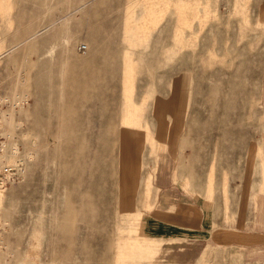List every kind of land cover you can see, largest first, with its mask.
I'll list each match as a JSON object with an SVG mask.
<instances>
[{"label":"rangeland","instance_id":"rangeland-1","mask_svg":"<svg viewBox=\"0 0 264 264\" xmlns=\"http://www.w3.org/2000/svg\"><path fill=\"white\" fill-rule=\"evenodd\" d=\"M3 97L24 168L0 264H167L145 225L162 163L172 200L264 234V0H0ZM243 243L195 264H264V236Z\"/></svg>","mask_w":264,"mask_h":264},{"label":"crops","instance_id":"crops-1","mask_svg":"<svg viewBox=\"0 0 264 264\" xmlns=\"http://www.w3.org/2000/svg\"><path fill=\"white\" fill-rule=\"evenodd\" d=\"M173 123L171 121L170 124ZM157 171L154 184L159 191L157 199L159 206L150 213L145 225L151 228L153 238L163 240L160 248L164 253L162 261L167 264H195L200 260L203 252L216 243L229 240L245 245L243 242H247L250 238L263 239V231L255 229L247 231L246 224L240 225L237 230L227 223L216 227L215 221L213 218H208L199 201L185 194L183 190L177 191L181 196L172 200L169 187L170 184H176L168 174L167 165L165 163L158 165ZM171 200L178 202L177 205H172ZM238 218L242 221L241 213ZM233 233L235 235H232ZM233 238L235 240H232Z\"/></svg>","mask_w":264,"mask_h":264},{"label":"built area","instance_id":"built-area-1","mask_svg":"<svg viewBox=\"0 0 264 264\" xmlns=\"http://www.w3.org/2000/svg\"><path fill=\"white\" fill-rule=\"evenodd\" d=\"M82 50H86L87 47L85 45H82ZM3 98H0V110L5 111V106L12 105V102L10 99L7 98V101ZM1 121H3V116L0 114V189H4L8 186L9 183H13L18 180L19 172L24 168L23 159H19V155H13L11 148L8 146L9 141L7 137L9 135L6 134L5 131L2 129ZM7 136V137H6ZM13 148V146H12ZM6 152L11 153V157H14L15 164L7 163L12 162V160H8ZM16 168V169H15ZM13 171L18 172V176L16 173H13ZM2 229V220L0 215V231Z\"/></svg>","mask_w":264,"mask_h":264},{"label":"bare ground","instance_id":"bare-ground-1","mask_svg":"<svg viewBox=\"0 0 264 264\" xmlns=\"http://www.w3.org/2000/svg\"><path fill=\"white\" fill-rule=\"evenodd\" d=\"M66 42V41H65ZM79 67H81V66H79ZM86 67V66H85ZM84 66H83V68H85ZM84 72H85V74H87V76L89 77V80H86L85 82H82L80 85H76L78 88L76 89V90H79L80 88H82V87H85V88H87V85L90 87V89L91 90H94L95 88H96V86H97V84L100 82V79H99V77L96 75V74H93V73H90V72H88L86 69H84ZM8 99H9V97H7ZM7 98L5 97L4 99L7 101ZM77 99H81V98H77ZM77 99H75L74 100V102H75V104H78V105H83L85 102H81V101H79V100H77ZM16 99H14V101H15ZM74 105V104H73ZM73 105H72V107H73ZM14 106L15 107H17V106H19L21 109L23 108V106H24V102L23 101H21V100H16L15 101V103H14ZM0 114L3 116V121H5V122H7V120L10 118V117H8L9 115H7V113L5 112V111H1L0 110ZM4 122V127H6V123ZM7 134V133H6ZM9 135V134H8ZM10 136V135H9ZM12 153H13V155H18V154H20V149H19V145L17 144V143H15L14 142V144H13V148H12ZM7 163H12V164H15L16 162H15V160L13 159L12 160V162H7ZM3 191V190H2ZM1 193V192H0ZM3 227H4V225H3V223H2V229H1V231H0V233L2 232V230H3Z\"/></svg>","mask_w":264,"mask_h":264}]
</instances>
